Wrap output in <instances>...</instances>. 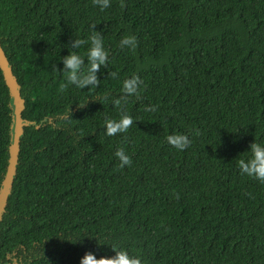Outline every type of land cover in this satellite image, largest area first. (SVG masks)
<instances>
[{
	"label": "trees",
	"instance_id": "trees-1",
	"mask_svg": "<svg viewBox=\"0 0 264 264\" xmlns=\"http://www.w3.org/2000/svg\"><path fill=\"white\" fill-rule=\"evenodd\" d=\"M93 34L107 59L78 87L62 58L86 73ZM0 46L34 122L0 264H264V181L240 168L264 146V0H0ZM11 124L0 67V187Z\"/></svg>",
	"mask_w": 264,
	"mask_h": 264
},
{
	"label": "clouds",
	"instance_id": "clouds-1",
	"mask_svg": "<svg viewBox=\"0 0 264 264\" xmlns=\"http://www.w3.org/2000/svg\"><path fill=\"white\" fill-rule=\"evenodd\" d=\"M98 3L101 10L109 6V0H94ZM91 42V47L88 49L87 59L88 68L86 73L80 72L81 65L84 63L83 58L76 52H70L68 56L63 57L64 73L67 81L78 87H86L88 85H96L98 80L96 78L97 70L105 63L107 59V53L102 47V39L98 34H93L89 37ZM85 41L81 39H76L74 41L73 47H79L84 44ZM121 46H135L134 37H125L121 40ZM55 70V69H54ZM132 123L130 117H123L121 123H110L107 127V133L112 135L117 131L123 132L126 126ZM170 143L183 149L188 146L189 140L184 135L170 136ZM252 151L254 153V158L249 160L247 163L240 161L241 171L249 176H254L258 180L264 181V146L252 145ZM115 155L119 158L121 166L131 163L130 157L125 154L124 150L117 149ZM91 256V254H88ZM112 264H139V261L135 258H129L126 254H121L119 258L112 262Z\"/></svg>",
	"mask_w": 264,
	"mask_h": 264
},
{
	"label": "water",
	"instance_id": "water-1",
	"mask_svg": "<svg viewBox=\"0 0 264 264\" xmlns=\"http://www.w3.org/2000/svg\"><path fill=\"white\" fill-rule=\"evenodd\" d=\"M0 67L10 91V107L12 109V124L10 127L9 165L5 178L0 187V221L5 210L6 202L11 194L15 172L18 164L19 142L24 135V127H29L34 122L23 119L21 112L24 109L25 100L21 96V86L12 73L11 66L0 46Z\"/></svg>",
	"mask_w": 264,
	"mask_h": 264
}]
</instances>
